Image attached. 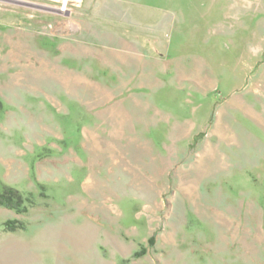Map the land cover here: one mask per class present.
<instances>
[{
    "label": "rangeland",
    "instance_id": "374dc122",
    "mask_svg": "<svg viewBox=\"0 0 264 264\" xmlns=\"http://www.w3.org/2000/svg\"><path fill=\"white\" fill-rule=\"evenodd\" d=\"M65 3L0 0V264H264V0Z\"/></svg>",
    "mask_w": 264,
    "mask_h": 264
},
{
    "label": "trees",
    "instance_id": "16d2710c",
    "mask_svg": "<svg viewBox=\"0 0 264 264\" xmlns=\"http://www.w3.org/2000/svg\"><path fill=\"white\" fill-rule=\"evenodd\" d=\"M28 200L29 205L32 204V201L25 198L24 194L22 192L15 190L11 187H5L3 190H0V205L6 206L7 208H11L17 210V211H26L27 205L25 201ZM24 208V209H23ZM24 223L19 220H11L6 223L5 230L6 231H13L17 228H23Z\"/></svg>",
    "mask_w": 264,
    "mask_h": 264
},
{
    "label": "crops",
    "instance_id": "0c3cea01",
    "mask_svg": "<svg viewBox=\"0 0 264 264\" xmlns=\"http://www.w3.org/2000/svg\"><path fill=\"white\" fill-rule=\"evenodd\" d=\"M234 46V51L236 52L235 54L237 55V58H238V60H237V62H240V57H243L244 56V54H245V52L244 51H241L240 50V46L239 45H233ZM260 53V52H259ZM259 53H254V55H257L258 56V54ZM262 53V52H261ZM263 54V53H262ZM261 54V55H262ZM260 55V54H259ZM261 62V61H260ZM263 62V61H262ZM259 63V62H258ZM11 245H9V248L11 249L12 247H10ZM15 249V248H14Z\"/></svg>",
    "mask_w": 264,
    "mask_h": 264
},
{
    "label": "bare ground",
    "instance_id": "6f19581e",
    "mask_svg": "<svg viewBox=\"0 0 264 264\" xmlns=\"http://www.w3.org/2000/svg\"><path fill=\"white\" fill-rule=\"evenodd\" d=\"M66 3L69 1V0H64Z\"/></svg>",
    "mask_w": 264,
    "mask_h": 264
},
{
    "label": "built area",
    "instance_id": "2783aa9c",
    "mask_svg": "<svg viewBox=\"0 0 264 264\" xmlns=\"http://www.w3.org/2000/svg\"><path fill=\"white\" fill-rule=\"evenodd\" d=\"M65 5H66V3H65ZM64 8H65V6L62 7V9H64Z\"/></svg>",
    "mask_w": 264,
    "mask_h": 264
}]
</instances>
